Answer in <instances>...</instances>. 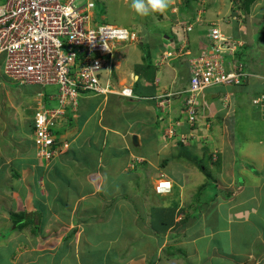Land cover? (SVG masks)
Wrapping results in <instances>:
<instances>
[{
    "label": "crops",
    "instance_id": "0c3cea01",
    "mask_svg": "<svg viewBox=\"0 0 264 264\" xmlns=\"http://www.w3.org/2000/svg\"><path fill=\"white\" fill-rule=\"evenodd\" d=\"M229 1L174 0L134 20L140 42L114 54L109 77L132 96L80 93L54 123L49 162L36 155L28 104L41 93L54 107L53 95L11 87L0 55V264H264V113L249 104L264 90V0ZM174 21L192 31L177 38ZM211 24L242 44L228 58L246 77L198 95L193 133L188 59ZM160 181L169 193L155 192Z\"/></svg>",
    "mask_w": 264,
    "mask_h": 264
},
{
    "label": "built area",
    "instance_id": "2783aa9c",
    "mask_svg": "<svg viewBox=\"0 0 264 264\" xmlns=\"http://www.w3.org/2000/svg\"><path fill=\"white\" fill-rule=\"evenodd\" d=\"M94 8V0H5L0 5L3 75L19 86L33 85L42 89L48 85L58 86L57 94L51 98L56 105H45L40 99L42 94L38 93L32 116L36 155L45 162L55 155L50 127L64 117L67 109L76 112L81 92L132 96L130 88L118 90L111 84L112 66L104 58H112L120 44L135 42L137 36L121 27L99 24ZM190 29L191 26L182 25L178 33ZM207 37L205 48L188 60L190 78L182 112L193 133L200 124L196 108L198 95L212 86H240L246 77L243 64L228 58L233 57L242 44L215 24L209 27ZM106 74L108 78L104 80ZM159 99L158 105L164 112L168 99L166 96ZM251 104L264 112V90L251 98ZM167 133L171 136L173 130ZM137 162L134 158L128 168L134 169ZM155 190L165 193L169 191V183L162 181Z\"/></svg>",
    "mask_w": 264,
    "mask_h": 264
},
{
    "label": "rangeland",
    "instance_id": "374dc122",
    "mask_svg": "<svg viewBox=\"0 0 264 264\" xmlns=\"http://www.w3.org/2000/svg\"><path fill=\"white\" fill-rule=\"evenodd\" d=\"M96 2V7L93 10V13L97 14L99 19L97 20V22L99 24H111V25H116L119 27H127L130 28L132 27V23L134 22V20H136L138 22V20L141 18L139 15H137L135 12H130V1H126V0H94ZM231 1H235V0H230ZM5 0H0V5L4 4ZM226 8V7H225ZM185 13V12H184ZM188 14V13H185ZM187 17V16H185ZM131 18V19H130ZM135 24V23H134ZM174 24V25H173ZM175 24H177V26H175ZM173 26V30H174V34L177 35V38H180L179 36V31H181V21H174V23H172ZM137 30H141V27H138ZM138 32V31H136ZM163 38H165V36H163ZM126 49V46L123 47V50ZM121 51V47L119 46L114 54H116L118 51ZM116 57L115 55L112 56V58L109 57H105L104 60L106 63L110 64V66H113V62L115 61ZM108 78V76H104L103 79L106 80ZM101 80L102 83H104V80ZM11 87L17 89V88H22L23 87L19 86L17 83H10ZM57 89L58 86L57 85H48L45 87V90L52 94L53 96L57 94ZM250 107L252 109V112L254 113V115H257L256 113H260L259 110L255 109L252 104H251V100L249 101ZM32 109L35 108V103L33 101V99L29 102V104ZM56 105V102H55ZM54 105V106H55ZM31 111V110H30ZM33 112V111H31ZM256 112V113H255ZM264 113V112H263ZM51 132L53 133V136L56 137V128L55 125H52L50 127Z\"/></svg>",
    "mask_w": 264,
    "mask_h": 264
},
{
    "label": "clouds",
    "instance_id": "9594fccd",
    "mask_svg": "<svg viewBox=\"0 0 264 264\" xmlns=\"http://www.w3.org/2000/svg\"><path fill=\"white\" fill-rule=\"evenodd\" d=\"M199 1H200V4H205L204 0H199ZM173 3H174V0H130V7L132 8V10H134V12L137 15L144 17V16L153 15V14H165L168 11V9L172 6ZM202 13H203V10H201L200 12H198V15L199 14H202ZM0 14H2V10H0ZM94 15L96 17V14L95 13H94ZM181 24L184 27L185 26H191V29L189 31H184L182 33L183 35L179 33L180 38H183L184 36H186L187 33H189V32L192 31L193 24L192 23L187 24V22H181ZM107 25H111V24H107ZM114 26H116V25H114ZM211 26H212V24H211ZM117 27H119V26H117ZM121 28H124L126 30H129V32H132V33H134L137 36V39H136L135 42H131V43L130 42H126V43L120 44L121 49H123L124 46H128L130 44H138L140 42V39L138 37V33L137 32H134L133 30H131V28H127V27H121ZM184 40H185V38H184ZM184 40L182 41V39H181L180 40L181 42L178 41V40L177 41L179 43H183V42H185ZM189 58H191V56ZM83 93H85V92H83ZM86 94H89V93L86 92ZM160 182H162V181H160ZM160 182H158V184ZM163 182H168V181H163ZM168 183H169V191H167L165 193H160V194H166V193H169L170 192V182H168ZM158 184H157V186H158ZM155 192H156V190H155Z\"/></svg>",
    "mask_w": 264,
    "mask_h": 264
},
{
    "label": "trees",
    "instance_id": "16d2710c",
    "mask_svg": "<svg viewBox=\"0 0 264 264\" xmlns=\"http://www.w3.org/2000/svg\"><path fill=\"white\" fill-rule=\"evenodd\" d=\"M247 1H250V0H247ZM243 3H244V2H243V0H242L241 4L243 5ZM95 7H96V3H95ZM98 19H99V17H98V15L96 14V20H98ZM131 30H133V29H131ZM145 54H146V56H147V55H148V51H146ZM148 65H150V63H149ZM245 69H246V68H244L243 70L245 71ZM79 91H80V90H79ZM80 92H81V91H80ZM84 92H85V91H84ZM81 93H83V92H81ZM85 93H86V92H85Z\"/></svg>",
    "mask_w": 264,
    "mask_h": 264
},
{
    "label": "water",
    "instance_id": "95a60500",
    "mask_svg": "<svg viewBox=\"0 0 264 264\" xmlns=\"http://www.w3.org/2000/svg\"><path fill=\"white\" fill-rule=\"evenodd\" d=\"M136 136H133L132 140H133V143L136 144Z\"/></svg>",
    "mask_w": 264,
    "mask_h": 264
}]
</instances>
